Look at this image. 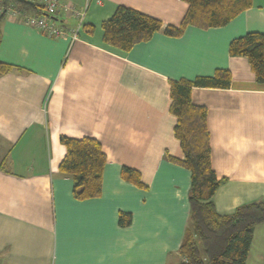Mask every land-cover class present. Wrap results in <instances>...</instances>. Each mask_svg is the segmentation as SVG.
<instances>
[{
	"label": "crops",
	"instance_id": "crops-1",
	"mask_svg": "<svg viewBox=\"0 0 264 264\" xmlns=\"http://www.w3.org/2000/svg\"><path fill=\"white\" fill-rule=\"evenodd\" d=\"M84 13L55 17L50 37L7 14L0 23V264H180L189 224L191 174L174 136L170 82L230 74L227 89L193 88L206 110L212 197L223 217L264 201V85L231 41L264 35V0L221 28L164 35L186 14L181 0H62ZM119 7L158 20L159 32L123 52L103 40ZM1 17V13H0ZM77 30V40L70 32ZM60 137L96 140L106 157L98 198L77 201L60 175ZM138 174L135 184L122 176ZM121 213L130 215L126 227ZM246 264H264V223L254 226Z\"/></svg>",
	"mask_w": 264,
	"mask_h": 264
},
{
	"label": "trees",
	"instance_id": "trees-1",
	"mask_svg": "<svg viewBox=\"0 0 264 264\" xmlns=\"http://www.w3.org/2000/svg\"><path fill=\"white\" fill-rule=\"evenodd\" d=\"M187 4L186 14L178 28L167 27L164 35L180 38L188 27L206 30L221 28L252 6V0H181ZM12 7L35 16L42 9L26 0H0V23L6 10ZM162 24L132 9L119 7L102 24L103 40L123 52L134 45L149 41ZM1 39V34H0ZM230 57L245 58L258 84L264 85V35L247 33L231 41ZM13 66L0 61V76ZM230 74L218 71L211 78H197L192 82H170V114L176 118L174 136L178 140L184 161L181 165L190 172L188 204L189 224L179 254L180 264H246L254 226L264 223V201L241 206L229 217L218 215L212 205L219 181L210 164L209 136L206 110L194 106L190 99L193 88L227 89ZM65 156L59 165L60 175L73 182L72 196L77 201L98 198L102 188V174L106 157L100 144L90 138L80 140L60 137ZM125 180L138 184V174L123 168ZM130 215L121 213L118 224L126 227Z\"/></svg>",
	"mask_w": 264,
	"mask_h": 264
},
{
	"label": "built area",
	"instance_id": "built-area-1",
	"mask_svg": "<svg viewBox=\"0 0 264 264\" xmlns=\"http://www.w3.org/2000/svg\"><path fill=\"white\" fill-rule=\"evenodd\" d=\"M42 9L43 14L35 16L26 12L18 11L12 7L6 10V14L12 17H18L26 24L34 26L38 31L50 37L64 36L65 33L57 25L56 16L59 12L74 18L81 25L84 13L74 6L64 4L62 0H26ZM72 41L77 40V30L70 32Z\"/></svg>",
	"mask_w": 264,
	"mask_h": 264
}]
</instances>
